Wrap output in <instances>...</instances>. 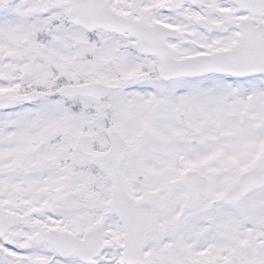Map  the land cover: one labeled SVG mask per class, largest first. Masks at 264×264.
<instances>
[{"label": "snow or ice", "instance_id": "obj_1", "mask_svg": "<svg viewBox=\"0 0 264 264\" xmlns=\"http://www.w3.org/2000/svg\"><path fill=\"white\" fill-rule=\"evenodd\" d=\"M0 264H264V0H0Z\"/></svg>", "mask_w": 264, "mask_h": 264}]
</instances>
